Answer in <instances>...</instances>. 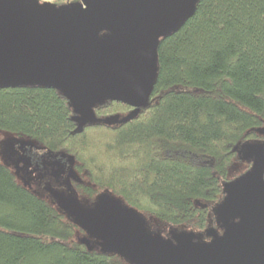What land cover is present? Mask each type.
<instances>
[{"label": "trees", "instance_id": "obj_1", "mask_svg": "<svg viewBox=\"0 0 264 264\" xmlns=\"http://www.w3.org/2000/svg\"><path fill=\"white\" fill-rule=\"evenodd\" d=\"M132 109L115 100L94 106L98 118ZM72 115L55 88H0V130L38 146L25 145L27 154L61 162L55 175L80 198L109 190L151 225L202 231L224 196L236 146L264 139L256 130L264 126V0H197L183 25L158 41L146 106L80 132ZM84 233L0 161V264H129L89 248Z\"/></svg>", "mask_w": 264, "mask_h": 264}, {"label": "water", "instance_id": "obj_2", "mask_svg": "<svg viewBox=\"0 0 264 264\" xmlns=\"http://www.w3.org/2000/svg\"><path fill=\"white\" fill-rule=\"evenodd\" d=\"M196 1L0 0V88L59 90L72 108L73 132L86 123L126 121L148 102L159 39L183 25ZM106 100L133 109L98 118L94 106ZM242 145L250 168L222 183L224 196L214 208L220 234L162 236L149 232L142 213L109 190L85 206L70 183L46 188L59 211L86 232L82 242L91 248L93 239L129 264H264V141ZM204 232L210 241H201Z\"/></svg>", "mask_w": 264, "mask_h": 264}, {"label": "rangeland", "instance_id": "obj_3", "mask_svg": "<svg viewBox=\"0 0 264 264\" xmlns=\"http://www.w3.org/2000/svg\"><path fill=\"white\" fill-rule=\"evenodd\" d=\"M262 128L264 129V126ZM258 133L260 135L264 136V132L261 133V131H260ZM10 134H11L10 132L0 130V161L4 164L8 165L11 168V170L14 172L15 177H16L18 182L26 185L28 188H30L32 191H34L36 194L46 198L52 204H55L58 208V205L52 199V197L49 194V192L47 191L46 187L48 184H50L52 187L62 189V187H64V185H63L64 183L69 184L68 181H63V179H58L57 178L58 174L55 175L54 170H53L54 166H58L59 168H62L63 164L61 162H59L58 160H55V159L51 160L50 159L51 162L42 164V168H43L42 173H43L45 178L40 177L39 175L35 176V177L32 174L30 175L25 170L26 167L22 163L23 160L17 154V152L20 151V149H23V151H26V148H28V147L25 145H28L29 147H34L36 149L38 148V146L35 147L36 144H33L32 142H29L27 140H22L20 138L13 137ZM260 140L264 141V139H255V140H251V141H260ZM247 142H250V141H247ZM243 143L236 146L237 147L236 155H235L233 161L231 162L230 166L228 167L226 175H227V178H229L230 180L236 178L237 176H239L240 174H242L243 172L246 171L249 159H246L242 156V153H241L242 150L241 149H242ZM21 155H23V153ZM32 159L34 161H37L38 157H33ZM28 175H30L31 179H33L32 182H30V176L27 177ZM55 177H56V179H55ZM98 194H96L94 196L92 201L80 198L77 195V193H76V196H77L78 201L81 204H83L85 206H90ZM214 208H215V205H213L210 208L209 217H208V224H207L206 228H214V229L216 228L214 226V224L216 223L217 218H216L215 213H214ZM142 216L145 219L146 228L149 232L158 233V234H160L162 236H166V237L170 236V232L171 233L172 232H182V231L203 232L204 230H206V228H204L202 231H197V230L191 229L189 227H186L184 225L174 226L171 224H165L163 226H157V225H154L155 223L153 225H151L154 222L153 218L150 216H147L145 214H142ZM86 236H87V234H85V233L81 234V237H86ZM86 238H88V237H86ZM90 240L92 241L93 239H90ZM92 245L94 246L95 244L93 243Z\"/></svg>", "mask_w": 264, "mask_h": 264}, {"label": "flooded vegetation", "instance_id": "obj_4", "mask_svg": "<svg viewBox=\"0 0 264 264\" xmlns=\"http://www.w3.org/2000/svg\"><path fill=\"white\" fill-rule=\"evenodd\" d=\"M67 1H70V0H65V2ZM30 149H27L26 148V151H23V149H20V151L17 152V154L21 157V159L23 160L22 163L25 165V170L31 175H33L34 177L35 176H40V177H44L43 173H42V164L44 163H48V162H51L50 160H48L47 158H43L42 157V154H38V160L37 161H34L32 158L33 156L27 154L26 152L29 151ZM23 153V155H21ZM41 161V162H40ZM30 175H28L27 177H29ZM42 175V176H41ZM45 178V177H44ZM33 179H31V176H30V182H32ZM60 185V184H59ZM220 230V226L218 224V227H216L215 229L214 228H206V231L208 232H216L218 234L221 233V230ZM211 239V236L208 235L207 233H203L202 236H201V241H210ZM95 244V242H94ZM94 246H97L96 244ZM98 247V246H97ZM99 250H101L99 247H98Z\"/></svg>", "mask_w": 264, "mask_h": 264}, {"label": "bare ground", "instance_id": "obj_5", "mask_svg": "<svg viewBox=\"0 0 264 264\" xmlns=\"http://www.w3.org/2000/svg\"><path fill=\"white\" fill-rule=\"evenodd\" d=\"M58 1H59V0H58ZM64 2H65V1H64ZM92 244H93V242H92V241H90V242H89V245H92ZM92 246H93V245H92Z\"/></svg>", "mask_w": 264, "mask_h": 264}, {"label": "built area", "instance_id": "obj_6", "mask_svg": "<svg viewBox=\"0 0 264 264\" xmlns=\"http://www.w3.org/2000/svg\"><path fill=\"white\" fill-rule=\"evenodd\" d=\"M48 1H54V0H48Z\"/></svg>", "mask_w": 264, "mask_h": 264}]
</instances>
